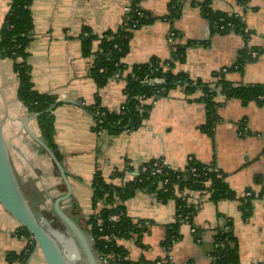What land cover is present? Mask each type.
Instances as JSON below:
<instances>
[{
  "label": "crops",
  "instance_id": "0c3cea01",
  "mask_svg": "<svg viewBox=\"0 0 264 264\" xmlns=\"http://www.w3.org/2000/svg\"><path fill=\"white\" fill-rule=\"evenodd\" d=\"M130 3L131 0H34L31 7L34 31L28 63L33 83L38 92L54 95L60 103L54 112V140L73 190L64 208L77 223L86 226L94 213L92 181L96 171L108 182L114 172H122L121 178L113 181L121 186L132 180L129 168L159 160L173 170H184L193 157L202 164L216 166L226 176L236 198L215 203L198 192L192 193L191 200L200 201L195 206L196 213L190 224L180 225L181 239L168 249L165 241L169 227L177 220L176 202L162 203L156 195L137 193L125 208L132 222L141 224V242L134 235L130 239L136 248L128 249L118 241L127 249V259L135 264H154L170 254L174 264H212L217 231L231 222L240 264H264V195L253 201V212L247 220L243 219L239 201L247 192L258 195L264 188V105L252 102L243 106L216 87L218 74L235 66L243 51H256L258 58L247 62L240 71L223 73L224 80L234 87L264 85V0H142L140 7L153 22L133 32L123 63L131 68L153 58L169 61L174 50L181 48L185 62L176 63L173 72L210 85L215 91L216 107L214 115L209 116L201 89L187 94L183 88H175L153 104L139 129L113 135L95 131L94 117L87 108L96 104L98 95L102 108L119 112L126 101L125 79L117 75L98 89L89 76L94 57L83 56L81 37L85 28L97 35L116 30ZM10 4L11 0H0V30ZM171 5L178 8L179 16L169 18ZM206 8L242 17L246 34L214 31L204 13ZM171 33L176 34L173 43L169 41ZM97 49L95 44L94 51ZM18 84L13 62L0 56V122L11 159L12 155L17 157L23 169L27 159L40 158L47 169L46 154L26 134L25 124L38 136L40 131L37 119H32L34 115L18 99ZM211 118H216L212 136L205 129ZM15 170L26 192L37 191L29 177L33 171L29 175L25 170ZM47 173L48 169L43 175ZM48 175L39 189L43 187L42 192L56 198L62 196L59 173ZM258 177L262 179L260 183ZM43 201L49 206L46 196ZM20 228V223L0 206V264H11L7 260L9 253L26 250L27 238L17 234ZM27 264L46 262L35 249Z\"/></svg>",
  "mask_w": 264,
  "mask_h": 264
},
{
  "label": "trees",
  "instance_id": "16d2710c",
  "mask_svg": "<svg viewBox=\"0 0 264 264\" xmlns=\"http://www.w3.org/2000/svg\"><path fill=\"white\" fill-rule=\"evenodd\" d=\"M33 1L11 0L9 12L0 30V56L13 62V71L19 81L18 99L29 114L38 115L37 125L41 139L46 142L59 161H62L54 140L53 129L55 123L54 112L60 103L54 95L42 94L35 89L31 67L28 63V48L34 31V18L31 9ZM141 1L131 0L133 11L125 14L123 23L116 30L107 31L102 35L94 34L89 28L83 30L81 37L82 54L84 57H94L89 76L96 81L98 89L105 87L108 81L117 75L120 78L124 77L126 83L124 89L126 101L119 112H110L102 108L98 95L96 104L87 108L96 119H99V116L96 115L97 112L105 114L100 118L103 124L96 126L95 131H108L113 135H119L125 131H136L148 119L153 104L157 100L166 97L172 89L179 87L183 88L187 94H192L197 89H201L205 94L202 101L206 105L208 115H214L216 107V103L213 101L215 91L211 89L210 85L203 83L201 80L194 81L184 73L173 72L176 63L185 62V51L183 49L176 48L169 61L153 58L148 63L134 65L131 68L123 63L130 51L133 32L153 22V19L141 9ZM173 5L170 8L169 18L179 16L178 8L174 9ZM138 12L141 13V16L138 15ZM204 13L208 16L210 24L225 18L226 22L234 25L233 30L218 33L246 34L242 17H230L227 14L212 12L207 8ZM95 44H98L96 51H94ZM250 54L251 52L247 51L241 52L235 66L227 72L242 70L247 62L253 60ZM125 72H127L126 76H124ZM222 74H218L220 80L217 81L216 87H221L228 98L239 100L243 106L252 102L264 105V85L234 87L224 80ZM146 77L163 78L165 83L162 85L144 84L142 81ZM162 88L165 89V92H160ZM215 119H212V122L205 126L211 136L213 135ZM156 163L162 165L163 172L161 174H153L156 170L154 168ZM162 163L164 162L151 160L138 168H129L128 171L133 174L132 180L121 186L115 185L113 181L121 178L122 172H114L109 182L105 180L100 171L95 172L92 181V208L94 213L86 221V226L78 224L93 237L94 248L101 260L110 257L108 264H135L127 259L128 251L125 247L119 245L118 241L138 235V242H141V227H139L141 224L140 222L133 223L127 216L125 208V203L139 192L156 195L162 203H167L170 200L175 201L177 215L191 213V221L197 209L195 206L186 205L188 196L179 197L176 194V187L192 192L212 190L213 194L209 199L215 203L236 198L235 193L226 182V176L219 170L222 175L219 178L216 172L218 169L214 165H205L193 158L184 170H173ZM142 167L148 168L147 172L141 173L140 171L138 175H135L136 170H141ZM192 169H196V172L193 173ZM56 172L58 174V171ZM166 180L168 181L167 184L165 183ZM261 181L262 179L258 177L257 183ZM252 193L253 196L251 197L245 196L239 199L244 220L249 219L252 215L253 201L263 197L264 188L258 195ZM99 206H102L100 210ZM179 207H181L180 210ZM115 215H121L120 222L110 221V217ZM52 224L56 228L65 229L56 216L52 219ZM181 224L182 222L177 219L176 223L169 227L165 244L168 245L174 240L181 239L179 233ZM232 229L233 225L229 222L217 231L216 250L213 253L212 264H240L238 240ZM17 234L27 239L32 237L30 232L22 226ZM35 245L36 243L28 246L25 251L19 254L9 253L7 256L8 262L11 264H27L35 250ZM138 264L144 263L140 262Z\"/></svg>",
  "mask_w": 264,
  "mask_h": 264
},
{
  "label": "water",
  "instance_id": "95a60500",
  "mask_svg": "<svg viewBox=\"0 0 264 264\" xmlns=\"http://www.w3.org/2000/svg\"><path fill=\"white\" fill-rule=\"evenodd\" d=\"M34 115L32 119H37ZM26 134L42 150L59 173L65 186V193L54 199L45 192L54 215L65 227L69 240L65 245L51 228L43 210H35L26 194L14 168L10 151L5 141L3 123L0 122V206L11 214L22 227L27 229L36 243V249L44 256L46 264H102L94 248L93 237L84 230L67 212L63 204L72 196V186L61 161L40 136L25 124ZM76 248L78 257L70 254V247ZM70 248V249H69Z\"/></svg>",
  "mask_w": 264,
  "mask_h": 264
},
{
  "label": "built area",
  "instance_id": "2783aa9c",
  "mask_svg": "<svg viewBox=\"0 0 264 264\" xmlns=\"http://www.w3.org/2000/svg\"><path fill=\"white\" fill-rule=\"evenodd\" d=\"M133 11V7H132V3H130V5L126 8V13H129V12H132ZM138 15L141 16V13L138 12ZM230 16V15H229ZM234 16V15H232ZM230 16V17H232ZM236 18H239L238 15H235ZM211 27L213 28L214 31H217V32H223L225 30H233L234 29V25L232 23H229V22H226L225 18H221L220 20L218 21H215L214 23H211ZM85 36H87V34H85ZM176 38V34L175 33H171L170 37H169V41L171 43L174 42ZM251 58L252 59H257L258 58V53L257 52H251L250 54ZM102 72V71H101ZM223 73H227V70H223ZM142 83L144 84H149V85H162L165 83V80L163 78H150V77H146ZM160 92H165V89L162 88L160 90ZM97 116H99V119H96L94 117V121H95V127L98 126V125H102L103 124V121L100 119L102 118L105 114L104 113H101V112H97L96 113ZM193 159L190 158L189 161H191ZM189 163V162H188ZM163 165H167L165 162L162 163ZM140 167V166H139ZM154 168L156 169L153 174H161L163 172V168H162V165L161 164H154ZM147 169L146 167H142L141 170H136L135 172V175H138L139 172L141 171V173H145L147 172ZM192 172L195 173L196 172V169H192ZM218 173V176L219 178L222 177L221 173H219V170L216 171ZM165 183L167 184L168 181L166 180ZM192 193H197V192H192V191H188L186 189H180L179 187H176V194L179 196V197H187L188 196V199H187V202H186V205L187 206H196L200 203L199 200H196V201H193L191 200V198L189 197ZM198 193L202 194L203 197H208L210 198V196L213 194V191L209 190V191H199ZM246 197H251L253 196V193L252 192H247L245 194ZM181 209V207H179V210ZM120 219H121V215H115V216H111L110 217V221L112 222H120ZM176 219L180 220L182 222V224H190L191 223V213H186V214H178L176 213ZM194 231V230H193ZM195 232V231H194ZM176 241H172L170 244L167 245L168 249L171 248V244L175 243ZM35 243L34 241V238L33 237H30L29 239H27V247L28 246H31ZM36 246V245H35ZM36 249V247H35ZM110 257L104 259V260H101L102 261V264H108L109 259ZM154 264H174L173 263V257L169 254L167 257L165 258H162V259H159L157 260Z\"/></svg>",
  "mask_w": 264,
  "mask_h": 264
},
{
  "label": "rangeland",
  "instance_id": "374dc122",
  "mask_svg": "<svg viewBox=\"0 0 264 264\" xmlns=\"http://www.w3.org/2000/svg\"><path fill=\"white\" fill-rule=\"evenodd\" d=\"M42 151V150H41ZM43 152V151H42ZM45 160H46V162H47V166H48V173L49 174H52L53 172L55 173V174H57L56 173V169H55V167H52V163L48 160V157H46L45 156V158H44ZM12 162H13V165H14V167L19 171V172H21V170H22V172H23V170H25V171H27V173L29 172V171H33L34 172V175L32 176V175H30V173H28L30 176V181H32V183H34V187L36 186L38 189H37V192H38V194H40L41 195V197L43 198V199H45V193L44 192H42L41 190H42V188L43 187H41L40 189H39V186L41 185L40 183L42 182V183H45V181L47 182V178H49V175H48V173H47V175L45 176V175H43V172H46V167L43 165V162H42V160L40 159V158H36V157H34V159H27L26 161H25V163L23 164V169L21 168V166H20V160L16 157L15 158V156L14 155H12ZM29 162H31V163H29ZM49 168H52V170L53 171H51L50 172V170H49ZM58 177V176H57ZM62 191L60 192V193H62V195L65 193V188H64V185L62 186ZM26 194L29 196V195H31V193L30 192H26ZM30 197V196H29ZM47 197V196H46ZM53 198L54 199H56V197H54L53 196ZM58 198V197H57ZM49 206H50V204H49ZM52 215V216H51ZM45 217L50 221V222H52V219L55 217V215H54V213H53V211L52 210H50L49 211V213L48 214H46L45 215ZM51 228L53 229V231H55L56 233H57V236L59 237V239L62 241V243L64 244V242H67L68 240H69V236H68V234H67V232L65 231V229H61V228H56V227H54V225L53 224H51ZM119 242L120 243H123L128 249H135L136 247H135V245H134V241L133 240H131V239H122V240H119Z\"/></svg>",
  "mask_w": 264,
  "mask_h": 264
},
{
  "label": "flooded vegetation",
  "instance_id": "af4514ba",
  "mask_svg": "<svg viewBox=\"0 0 264 264\" xmlns=\"http://www.w3.org/2000/svg\"><path fill=\"white\" fill-rule=\"evenodd\" d=\"M31 195H29L31 202L33 203L35 210H43L44 215L48 214L50 210H52L51 206H47L45 202L43 201V198L36 190H31Z\"/></svg>",
  "mask_w": 264,
  "mask_h": 264
},
{
  "label": "bare ground",
  "instance_id": "6f19581e",
  "mask_svg": "<svg viewBox=\"0 0 264 264\" xmlns=\"http://www.w3.org/2000/svg\"><path fill=\"white\" fill-rule=\"evenodd\" d=\"M70 241V240H69ZM64 245H65V242H64ZM71 248V249H70ZM70 254L74 257H78V252L76 250V248H73L72 246L70 247Z\"/></svg>",
  "mask_w": 264,
  "mask_h": 264
}]
</instances>
